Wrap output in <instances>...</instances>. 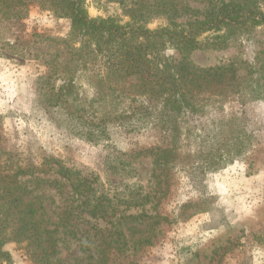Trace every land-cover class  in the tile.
<instances>
[{
    "label": "rangeland",
    "instance_id": "rangeland-1",
    "mask_svg": "<svg viewBox=\"0 0 264 264\" xmlns=\"http://www.w3.org/2000/svg\"><path fill=\"white\" fill-rule=\"evenodd\" d=\"M33 1L22 20L3 18L0 13V174L4 176V171L13 170L11 167H40L43 156H51L68 167L93 172L98 178L97 193L114 198L120 205L131 198L141 200V195L148 192L153 196L146 206L129 209L113 228L85 213L77 221H68V214H64L69 213L67 197L60 190L30 183L37 190L32 200L40 208L36 221L56 242L57 254L51 258L52 263L99 264L103 260V264H264V26L241 31L226 44H219L215 34L207 33L200 38L202 47L187 55L195 68L231 64L238 70L239 91L232 92L234 95L223 100L226 103L221 106L216 103L220 108L215 111L217 117L223 114L238 120L239 129L250 136L249 152L205 175L179 170L173 179L161 181L158 186L152 158H137L131 151L134 144H143L144 138L131 139L118 123L109 128L111 137L107 140H92L81 133L84 127L72 113L88 108L97 90L106 92L99 84V65L85 68L74 64L67 43L71 21ZM164 1L86 3L91 18L113 17L124 23L129 22L128 11L155 9L146 15L149 29L155 30L165 26L169 18L158 10ZM176 2L185 9L179 10L176 17L180 23L204 18L211 6L209 0ZM80 46L77 43L73 48ZM165 56L180 59L183 55L169 48ZM72 76L79 104L48 106L44 96L48 88L60 86L64 78ZM128 103L118 106V111H100V115L128 118ZM192 121L198 129L200 122ZM196 147L199 141L193 144V149ZM116 158L130 162L136 175L126 178L109 171L107 161L113 164ZM165 188L154 197L155 189ZM4 201L0 202V213L4 212ZM4 224L7 228L3 234L7 233L10 240L5 250L11 260L0 264H36L30 256L34 248L13 240L12 228ZM119 234L122 237L118 240Z\"/></svg>",
    "mask_w": 264,
    "mask_h": 264
},
{
    "label": "trees",
    "instance_id": "trees-1",
    "mask_svg": "<svg viewBox=\"0 0 264 264\" xmlns=\"http://www.w3.org/2000/svg\"><path fill=\"white\" fill-rule=\"evenodd\" d=\"M86 1L37 0L43 8L71 21L67 43L74 64L85 68L99 65V84L105 86L106 92L97 90L88 108L72 113L84 127L81 132L84 136L96 141L110 139L109 128L118 123V128L131 139L144 138L145 142L134 144L131 151L137 158H152L158 186L161 181L173 179L179 170H185L189 175H205L249 152L247 139L250 136L239 129L238 120L223 114L217 117L215 111L220 108L215 106L216 103L221 106L226 103L223 100L234 95L232 92L239 91L238 70L231 64L211 69L195 68L187 55L202 47L200 38L207 33L215 34L219 44H226L241 31L264 26V0H220L215 3L209 0L211 6L204 18L185 23L176 21L179 10L185 9L180 8L176 0H165L158 10L169 18L165 26L155 30L149 29L146 18L155 9L128 11L129 22L124 23L113 17L91 18ZM32 2L0 0V13L3 18L22 20ZM77 43L81 45L80 49L73 48ZM169 48L183 56L180 59L165 56ZM44 96L48 106L55 108L71 107L77 101L79 104L74 76L64 78L60 86L48 88ZM127 100L130 117L100 115V111L117 110ZM194 119L200 122L198 129L191 124ZM211 130L215 133L213 136ZM195 141H199V147L193 149ZM39 166L11 167L13 170L4 171V176L2 172L0 174V202L5 199L3 205L9 208L1 206L4 209L0 213L1 263L11 260L10 253L5 250L10 241L7 233L3 234L6 223L12 228L13 240L34 248L30 256L36 264H54L51 258L57 254L56 242L46 227L36 221L40 208L32 200L37 190L30 187V183L38 185L35 187L42 184L60 190L69 201V213H64L68 214V221H77L85 213L113 228L125 218L129 209L142 208L153 197L148 192L141 195V200L127 199L121 204L125 208L121 209L114 198L97 193L98 178L93 172L68 167L51 156H43ZM107 169L126 178L136 175L131 163L120 158L113 164L107 161ZM66 187L70 190L66 191ZM166 190L155 189L154 197ZM77 202L79 205L75 207ZM120 237L121 234L118 240ZM99 264H103V260Z\"/></svg>",
    "mask_w": 264,
    "mask_h": 264
}]
</instances>
